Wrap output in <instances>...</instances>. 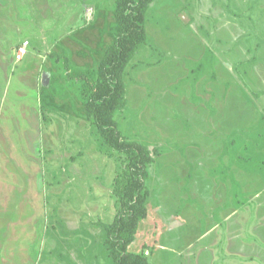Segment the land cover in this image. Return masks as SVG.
Listing matches in <instances>:
<instances>
[{
    "label": "rangeland",
    "instance_id": "1",
    "mask_svg": "<svg viewBox=\"0 0 264 264\" xmlns=\"http://www.w3.org/2000/svg\"><path fill=\"white\" fill-rule=\"evenodd\" d=\"M115 2L0 0V264L29 261L28 230L41 264H74L82 247L87 264H114L99 223L117 213L126 156L87 118L78 77L96 78ZM147 29L116 113L126 138L158 151L131 250L151 264H264V0H156Z\"/></svg>",
    "mask_w": 264,
    "mask_h": 264
},
{
    "label": "trees",
    "instance_id": "2",
    "mask_svg": "<svg viewBox=\"0 0 264 264\" xmlns=\"http://www.w3.org/2000/svg\"><path fill=\"white\" fill-rule=\"evenodd\" d=\"M155 1L116 0L114 12L119 31L98 63L96 78L92 79L87 73L78 77L84 80L80 95L87 118L108 148L126 156V169L115 189L117 213L111 222L99 223L105 227V243L114 264H151L145 253L132 251L131 246L142 221L149 215L147 179L158 151L126 138L116 113L127 107V69L138 49L148 40L147 14ZM51 56L64 60L72 78L69 58L58 53Z\"/></svg>",
    "mask_w": 264,
    "mask_h": 264
},
{
    "label": "crops",
    "instance_id": "3",
    "mask_svg": "<svg viewBox=\"0 0 264 264\" xmlns=\"http://www.w3.org/2000/svg\"><path fill=\"white\" fill-rule=\"evenodd\" d=\"M148 30V29H147ZM26 41H28V40H26ZM29 42V41H28ZM29 44V43H28ZM23 45V44H22ZM21 45V46H22ZM27 48L28 47H26L25 49H26V51H27ZM20 51V50H19ZM18 59V58H17ZM18 61H20V59H18ZM227 218V216H225L224 217V219H226ZM18 222H20L21 220L19 219V220H17ZM16 230V229H15ZM34 230V229H33ZM33 230L31 229V233L33 232ZM46 230H47V227H46ZM28 232H29V230L27 231V236L26 237H29V239H30V241H31V239H32V241H31V248H29L28 250H26L25 251V254L23 255V261H25L26 259H28L29 261L27 262V263H25V264H41L39 261H40V259L42 258L41 257V253L42 252H40V251H38L37 252V250H36V248L35 247H33L34 246V243H35V245L37 246V242H39L38 241V235L37 234H32V235H29L28 236ZM17 233H22V231L19 229L18 230V232ZM50 233L51 232H48V231H46V237H45V241H46V239H48L49 237H50ZM25 235H26V231H25V233H24ZM14 236V235H13ZM48 236V237H47ZM31 237V238H30ZM62 237H64L63 236V234H61V238ZM66 238V237H65ZM68 239H69V237H68ZM47 243H48V240L46 241ZM49 244V246H50V248H49V250H50V254H51V251H52V244H51V242L50 243H48ZM24 245H25V242H24ZM133 245V244H132ZM14 247V246H13ZM73 250H74V252H72L71 253V255H72V259H73V261H74V264H87V263H89L90 261H91V255H90V253H89V251H86V253H85V250H87V248L85 249V248H80V250L77 252V249H74L73 248ZM14 253H15V251H14ZM73 254H75V256L73 257ZM86 254V255H85ZM79 256V257H78ZM47 260V259H46ZM51 260V259H50ZM45 264H47V262H45ZM51 264V263H50Z\"/></svg>",
    "mask_w": 264,
    "mask_h": 264
},
{
    "label": "built area",
    "instance_id": "4",
    "mask_svg": "<svg viewBox=\"0 0 264 264\" xmlns=\"http://www.w3.org/2000/svg\"><path fill=\"white\" fill-rule=\"evenodd\" d=\"M28 41H25L24 44L20 47V53L18 55V58H22L24 56V54L26 53V47L28 46Z\"/></svg>",
    "mask_w": 264,
    "mask_h": 264
}]
</instances>
